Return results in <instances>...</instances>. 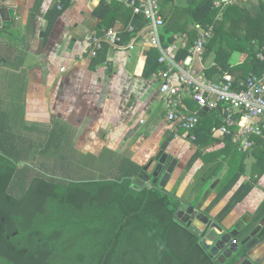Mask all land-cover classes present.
<instances>
[{
	"label": "trees",
	"instance_id": "obj_1",
	"mask_svg": "<svg viewBox=\"0 0 264 264\" xmlns=\"http://www.w3.org/2000/svg\"><path fill=\"white\" fill-rule=\"evenodd\" d=\"M53 9L48 12L51 25L61 13L60 9L51 14ZM219 12L213 0H200L191 11L193 21L205 28L214 27L206 51L215 52L219 65L209 70L208 77L228 71L236 76L238 85L251 72L264 73V59L258 56L264 54V0L253 9L236 2L227 5L221 16ZM144 24V17L137 15L136 29ZM193 35L183 50L185 58L198 38L197 33ZM131 36L132 33L127 36L129 40ZM174 38L170 29L162 32L163 47L173 43ZM101 51L94 59L100 57ZM236 51L247 54L239 64L232 60ZM147 54L145 75L149 77L165 65L159 61L157 48H150ZM3 102L0 97V218L10 215L15 224L6 227L0 219V264H238L244 256L246 249L242 248L220 263L203 246L202 237L177 218L184 201L194 206L200 201L222 173L224 163L213 161L195 178L189 191L179 196L176 188L139 183L137 178L143 167L126 155L109 148L99 155L83 153L77 150L70 132L44 123L29 124L24 106L12 110L5 108ZM210 119L213 117H202L192 131L199 146L213 142L212 128L220 125L211 124ZM19 121L27 134L15 131ZM223 140L234 141L232 135H223ZM256 146L258 176L239 185L216 215L219 223L245 199L264 173V137H257ZM29 149L33 151L30 154ZM232 152L234 159L216 187V196L205 209L207 213L247 173L245 154L237 143L232 145ZM263 217L264 203L255 222ZM15 230L20 234L9 241L7 235ZM27 238L30 245L24 252L18 241Z\"/></svg>",
	"mask_w": 264,
	"mask_h": 264
},
{
	"label": "crops",
	"instance_id": "obj_2",
	"mask_svg": "<svg viewBox=\"0 0 264 264\" xmlns=\"http://www.w3.org/2000/svg\"><path fill=\"white\" fill-rule=\"evenodd\" d=\"M7 1L9 7L16 9V14L13 25L0 23V97L5 108L10 105L15 110L24 106L26 121L62 127L72 134L77 150L83 153L99 155L109 148L143 167L163 151L170 160H175V170L167 189L176 188L179 196L189 191L195 178L213 165V161L224 163L222 173L227 174L234 159L232 145L235 141L227 143L223 135L212 133L213 142L199 146L192 138L194 132L174 128L167 119L159 73L145 75L150 48H157L160 57L165 53L174 65L186 60L183 50L193 34L197 33L199 37L205 28L191 19V11L200 0H159L161 11L164 17L167 16L162 32L170 29L175 37L170 45H151L145 33L134 49L114 48L106 43L98 59L84 54L87 36L115 28L122 32L124 42L128 43L127 36L131 34L128 26L134 24L137 16L131 7L116 0H106L105 3L90 0ZM258 1L238 2L253 9ZM53 7L51 14L60 9L61 13L51 25L48 12ZM40 41H43L44 49L39 53ZM246 56L234 52L233 63L243 62ZM186 62L206 77L214 65H219L215 52L207 54L206 50L202 59L194 56L193 59L187 58ZM225 73L236 77L228 71L221 75ZM221 75L214 73L212 79L219 81ZM184 103L186 108H197L187 94ZM222 115L221 109L206 114L213 117L214 120L209 121L211 124L221 123ZM257 148L239 149L245 154L247 173L212 209L210 214L214 219L240 184L249 181L253 175L258 176ZM239 157L242 158L240 153ZM215 189L205 207L216 196ZM263 203L264 173L223 223L233 228L235 223L250 214L252 216L248 218L256 226L264 218L255 222ZM250 253L254 264H264V239Z\"/></svg>",
	"mask_w": 264,
	"mask_h": 264
},
{
	"label": "built area",
	"instance_id": "obj_3",
	"mask_svg": "<svg viewBox=\"0 0 264 264\" xmlns=\"http://www.w3.org/2000/svg\"><path fill=\"white\" fill-rule=\"evenodd\" d=\"M90 1L100 3L106 0ZM116 1L131 7L134 14L142 15L146 24L140 30H137L134 24H129L128 30L132 36L128 43L124 42L122 32L115 28H108L102 34L87 36L85 56L96 57L105 43L114 48L134 49L145 33L151 45L162 47L161 34L165 26V17L159 0ZM213 1L215 7L220 9L221 16L227 5L239 0ZM213 34V26L204 28L189 48L187 58L193 59L197 56L202 59L206 44ZM258 56L264 59L262 52ZM186 60L180 65H174L165 53L159 58L160 62L167 63L165 68L159 71V75L169 123L176 129L193 131L202 118L199 111L205 108L214 111L221 109L222 122L212 128V133L215 136L232 135L240 150L254 149L257 145V137H264V73L257 75L251 72L246 80L235 85V79L228 73H225L219 81H214L192 68ZM186 94L195 101L196 109L185 107ZM192 138L195 140L194 134Z\"/></svg>",
	"mask_w": 264,
	"mask_h": 264
},
{
	"label": "water",
	"instance_id": "obj_4",
	"mask_svg": "<svg viewBox=\"0 0 264 264\" xmlns=\"http://www.w3.org/2000/svg\"><path fill=\"white\" fill-rule=\"evenodd\" d=\"M16 9L9 7L7 0H0V23L13 25ZM43 41L39 43V53L43 51ZM214 110L205 108L199 111L201 117ZM175 170V160H170L168 155L160 151L154 159H151L140 171L137 181L141 184H159L167 187ZM224 173L205 190L200 201L194 206L183 203L178 212L177 218L185 223L191 230L202 237L203 246L210 252V255L220 263H225L240 249H246L244 256L238 264H254L250 251L264 239V218L256 226L253 225L252 215H246L228 228L225 224L217 222L210 213L205 211L206 203L212 191L219 184ZM241 238V241H238Z\"/></svg>",
	"mask_w": 264,
	"mask_h": 264
},
{
	"label": "flooded vegetation",
	"instance_id": "obj_5",
	"mask_svg": "<svg viewBox=\"0 0 264 264\" xmlns=\"http://www.w3.org/2000/svg\"><path fill=\"white\" fill-rule=\"evenodd\" d=\"M1 203V202H0ZM1 222H2V224H4V226H6V227H11L12 225H14L15 224V219H12L11 218V216L10 215H3L1 218ZM11 233V232H10ZM8 234L7 235V239L10 241L11 240V238L12 237H15V236H18L20 233H19V230H15L14 232H12V234ZM240 240H241V238H240ZM12 242V241H11ZM18 244L20 245V246H22L23 245V250H24V252H27V250H26V246L27 245H30V241H29V238H27V239H25V241L23 242V241H18Z\"/></svg>",
	"mask_w": 264,
	"mask_h": 264
},
{
	"label": "rangeland",
	"instance_id": "obj_6",
	"mask_svg": "<svg viewBox=\"0 0 264 264\" xmlns=\"http://www.w3.org/2000/svg\"><path fill=\"white\" fill-rule=\"evenodd\" d=\"M228 50H230V49H228ZM244 54H245V56L247 55L245 52H244ZM7 108H8V109H12V106L8 105ZM213 120H214V119H213ZM209 121H211V120H209ZM27 122H28L29 124L33 123L32 121H27ZM44 124H45V123H44ZM24 128H25L24 124L21 123V121H19L18 124H17V126L15 127V131H16L18 134H27V133L24 131V130H25ZM185 132H187V131L185 130ZM26 144H27V145H30V142H29V141H26ZM29 150H30V151H29ZM29 150H28L29 153L27 152L28 154H30L31 152H33L32 149H29ZM29 159H30V158H29ZM25 163H26V161L21 162V166L24 165ZM24 208H26V207L24 206Z\"/></svg>",
	"mask_w": 264,
	"mask_h": 264
}]
</instances>
